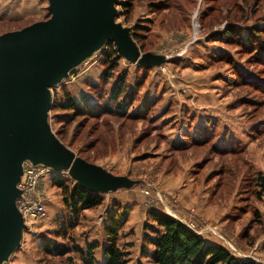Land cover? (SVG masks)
I'll return each instance as SVG.
<instances>
[{"label": "rangeland", "instance_id": "374dc122", "mask_svg": "<svg viewBox=\"0 0 264 264\" xmlns=\"http://www.w3.org/2000/svg\"><path fill=\"white\" fill-rule=\"evenodd\" d=\"M47 7L0 0V35L47 19ZM115 9L141 54L164 62L141 67L106 42L50 87L48 123L75 156L134 184L97 193L101 204L74 217L64 199L78 184L54 171L41 187L44 215L27 221L2 264H81L73 251L44 248L103 245L112 215L125 264H153V211L264 264V0H115ZM119 83L116 109L109 96ZM94 256L101 261V248Z\"/></svg>", "mask_w": 264, "mask_h": 264}, {"label": "water", "instance_id": "95a60500", "mask_svg": "<svg viewBox=\"0 0 264 264\" xmlns=\"http://www.w3.org/2000/svg\"><path fill=\"white\" fill-rule=\"evenodd\" d=\"M47 2V19L0 35V264L19 247L26 229L15 205L24 162L66 172L94 193L134 184L75 156L57 139L48 123L50 87L108 41L141 67L164 62L141 54L129 29L115 21V0Z\"/></svg>", "mask_w": 264, "mask_h": 264}, {"label": "trees", "instance_id": "16d2710c", "mask_svg": "<svg viewBox=\"0 0 264 264\" xmlns=\"http://www.w3.org/2000/svg\"><path fill=\"white\" fill-rule=\"evenodd\" d=\"M121 94L120 83L115 84L112 87L109 101L115 105L116 109L121 108V104L118 103ZM76 105L77 103L75 104L73 100L68 98L65 106L68 110H73L77 107ZM108 105L104 107L103 112L110 114L112 110ZM57 179H59L58 184L61 186L64 181L60 178ZM256 182L260 189L256 193V197L261 198L264 194V177L261 173L256 175ZM64 192H67L66 188ZM101 201L99 194L75 185L68 198L65 197L64 204L71 209L74 217H77L79 211L93 209L99 206ZM151 220L156 224V227H151L155 236L148 237L147 242L152 246V250L148 251V256L153 264H258L251 260L235 257L220 244L205 242L203 237L195 233L193 229L161 212H151ZM120 224L114 215L110 216L104 228L106 241L103 245L94 241L86 244L84 249L77 246H72L70 249L64 246L52 248L47 245L44 250L58 256L73 251L79 257L81 264H125L124 255L116 244ZM57 236L65 237V232L58 233ZM99 248H101V261H97L94 256L95 251ZM67 261L69 264H75L71 258H68Z\"/></svg>", "mask_w": 264, "mask_h": 264}, {"label": "built area", "instance_id": "2783aa9c", "mask_svg": "<svg viewBox=\"0 0 264 264\" xmlns=\"http://www.w3.org/2000/svg\"><path fill=\"white\" fill-rule=\"evenodd\" d=\"M53 173L54 170L49 167L32 165L29 162L23 163L22 175L17 184L20 196L15 200V205L22 215L24 224H26L29 219L36 220L44 215L45 200L41 187L44 180L47 177L52 176ZM59 173L64 174V172Z\"/></svg>", "mask_w": 264, "mask_h": 264}, {"label": "crops", "instance_id": "0c3cea01", "mask_svg": "<svg viewBox=\"0 0 264 264\" xmlns=\"http://www.w3.org/2000/svg\"><path fill=\"white\" fill-rule=\"evenodd\" d=\"M206 242V241H205ZM208 243H212V244H215V243H213V242H211V241H207Z\"/></svg>", "mask_w": 264, "mask_h": 264}]
</instances>
